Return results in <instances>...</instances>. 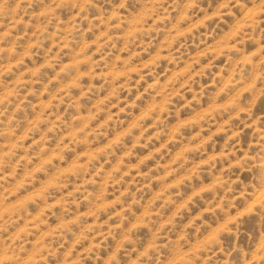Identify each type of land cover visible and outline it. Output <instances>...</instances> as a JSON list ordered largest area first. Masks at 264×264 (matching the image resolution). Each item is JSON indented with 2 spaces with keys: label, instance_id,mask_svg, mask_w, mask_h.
Here are the masks:
<instances>
[{
  "label": "rangeland",
  "instance_id": "1",
  "mask_svg": "<svg viewBox=\"0 0 264 264\" xmlns=\"http://www.w3.org/2000/svg\"><path fill=\"white\" fill-rule=\"evenodd\" d=\"M0 264H264V0H0Z\"/></svg>",
  "mask_w": 264,
  "mask_h": 264
}]
</instances>
